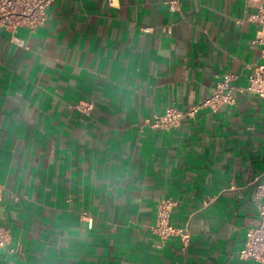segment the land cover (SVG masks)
<instances>
[{
	"label": "crops",
	"instance_id": "obj_1",
	"mask_svg": "<svg viewBox=\"0 0 264 264\" xmlns=\"http://www.w3.org/2000/svg\"><path fill=\"white\" fill-rule=\"evenodd\" d=\"M177 2L172 11L167 3ZM246 0H52L36 31L0 30V264H258L264 98L202 109L226 74L245 88L263 30ZM94 103L89 115L74 109ZM190 232L161 241L157 204ZM85 213V216H83Z\"/></svg>",
	"mask_w": 264,
	"mask_h": 264
},
{
	"label": "built area",
	"instance_id": "obj_2",
	"mask_svg": "<svg viewBox=\"0 0 264 264\" xmlns=\"http://www.w3.org/2000/svg\"><path fill=\"white\" fill-rule=\"evenodd\" d=\"M247 5L255 8V12L249 17V20L262 28L263 36L259 40L261 45L260 62L252 68L249 76L248 85L245 88H236L232 82L235 76L226 74L218 81L212 94L202 103L197 104L188 111H180L175 108H166L165 112L149 122L152 128L169 130L178 126L183 119L194 117L202 109H208L212 112L217 111L223 106H233L236 103L233 92H248L258 98H264V0H246ZM52 0H0V30L15 33L18 28H26L31 32L41 27L47 19V10ZM110 6L113 0H108ZM170 10L179 9L177 2L167 3ZM74 109L83 115H89L94 103L77 102ZM2 188L0 186V204L2 201ZM256 198H264V184H259L256 190ZM173 202L169 199H162L157 204L155 222L151 228L152 233L161 241L170 238H178L182 248L189 245L190 232L186 227L174 226L170 221ZM259 224L246 231L244 245L239 251V257L245 260H253L258 264H264V204H258ZM85 216V213H83ZM11 232L0 226V250L10 248Z\"/></svg>",
	"mask_w": 264,
	"mask_h": 264
},
{
	"label": "clouds",
	"instance_id": "obj_3",
	"mask_svg": "<svg viewBox=\"0 0 264 264\" xmlns=\"http://www.w3.org/2000/svg\"><path fill=\"white\" fill-rule=\"evenodd\" d=\"M112 7L118 8L119 7V0H113Z\"/></svg>",
	"mask_w": 264,
	"mask_h": 264
}]
</instances>
